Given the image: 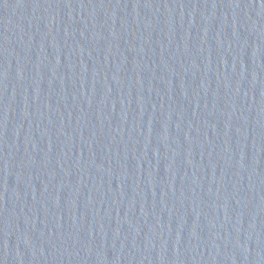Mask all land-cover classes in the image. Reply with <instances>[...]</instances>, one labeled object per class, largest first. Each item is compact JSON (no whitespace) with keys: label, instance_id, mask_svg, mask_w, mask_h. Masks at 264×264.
Masks as SVG:
<instances>
[{"label":"water","instance_id":"obj_1","mask_svg":"<svg viewBox=\"0 0 264 264\" xmlns=\"http://www.w3.org/2000/svg\"><path fill=\"white\" fill-rule=\"evenodd\" d=\"M0 264H264V0H0Z\"/></svg>","mask_w":264,"mask_h":264}]
</instances>
